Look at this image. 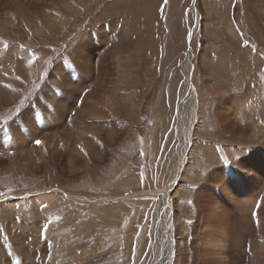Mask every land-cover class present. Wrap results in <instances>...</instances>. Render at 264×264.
Returning <instances> with one entry per match:
<instances>
[{
    "label": "rangeland",
    "instance_id": "1",
    "mask_svg": "<svg viewBox=\"0 0 264 264\" xmlns=\"http://www.w3.org/2000/svg\"><path fill=\"white\" fill-rule=\"evenodd\" d=\"M118 1L90 0L85 12L71 16L67 11L61 16L53 17L55 21L67 22V25L58 34L48 32L49 37H32L19 21L15 29H8L0 24V39L7 38L5 41L11 45L17 57L24 58L30 51L35 64L32 75L27 82H23V88L17 91V98L11 105L0 108V135L4 126L13 121L25 107H30L31 98L52 71H59L60 64L69 66L67 70L74 71L76 79L82 80L81 75L71 66L74 58L71 51L79 44H87L89 38L108 37L109 31L105 33L94 30L122 19L127 25L134 22L139 27L143 40L142 45L127 53L128 58H137V62L133 63V76L139 82L135 79V85L127 91L130 73L124 71L127 75L123 79L125 83L122 80L121 92L113 94L112 98L119 105L115 96H138L135 98L136 103L139 102L140 115L135 119L119 120L123 129L121 138L119 137L118 144H108L111 151L108 149L105 159L96 163L93 170L83 165L77 179L57 174L55 176L53 172L40 176L15 172L13 169L0 172V204L4 203L1 202L3 198L16 193L45 189L49 194H54V199L48 205L53 210L44 217L49 227L47 235H41V238H45L43 241L34 237L33 240H27L31 242L27 243L33 249L31 252L37 254L33 262H27L241 264L236 261L237 258L233 262L228 261L225 252L233 247L236 233H241L242 240L234 247V252L240 255L244 239L245 247L247 246L244 250L249 252L247 242L250 231L240 225L241 217L235 213L236 207L234 210L224 208L219 199L223 197L222 186L231 183L229 177L255 184L256 198L251 201L254 204L249 213L252 221L250 226L255 232L257 247L264 249V23L259 17V13L261 16L264 10V1L235 0L233 6L230 5L231 11L227 0ZM78 2L83 5L86 1ZM149 4H157L150 16L142 10ZM195 9L201 15L199 24H194L191 19V12ZM11 13H18L12 3ZM231 22L234 34L230 32ZM48 28L49 25L47 31H50ZM85 34L87 37L82 39ZM238 36L245 42L238 40ZM253 40L259 41V44L253 45ZM254 46H257L256 54L259 57L251 51ZM190 51L193 53L195 74L193 73L189 82L194 85L195 90L193 99L186 104L188 110L183 124L189 127L188 135L194 149L189 180H182L171 192L175 219L169 223L164 248L158 250L156 245L163 235V232H158V227L160 230L161 221L163 224L167 219L166 213L161 212L165 207V193L161 194L160 190L177 157L182 115L180 108L187 85L182 71L183 61ZM202 57L212 61L211 64L207 65L206 62V66H203ZM111 59V64L116 65L117 62L116 66L121 71L124 62L118 64L116 57ZM97 68L96 64L90 67L89 76L101 84L103 80L97 79ZM217 70L221 72L217 73ZM117 77L118 74L115 73V80ZM57 97L59 98L58 95ZM104 104L105 102L99 103V106L106 109ZM47 107L48 112H53V109ZM89 107L93 108L91 104ZM194 111L198 113L194 114ZM227 111L229 112L226 113ZM64 116L65 114L61 117L64 119ZM90 119L98 130L99 120ZM113 119H117L115 114ZM196 122L201 124L195 127ZM232 167L235 169L232 173L219 178L221 183H215L216 169L223 172ZM54 201L72 209L76 215L65 218L54 207ZM212 201L218 202V209L212 210ZM23 203L24 201L13 218V222L22 221L21 225L12 229L16 236L28 234L29 230L23 229V224L28 222L30 215L33 218L38 212L33 205ZM261 205L263 213L259 214ZM45 209L43 206L42 210L46 213L48 210ZM3 220L5 225L8 224L7 218ZM0 224L3 227L2 222ZM0 234V246H4V254L8 257L15 255L13 244L3 240L2 228ZM34 235L36 234L33 232ZM45 240L51 247L45 244ZM157 255L161 261H156ZM19 260L21 258L16 257L13 263L19 264ZM244 264H247V260Z\"/></svg>",
    "mask_w": 264,
    "mask_h": 264
},
{
    "label": "bare ground",
    "instance_id": "2",
    "mask_svg": "<svg viewBox=\"0 0 264 264\" xmlns=\"http://www.w3.org/2000/svg\"><path fill=\"white\" fill-rule=\"evenodd\" d=\"M78 1L86 2L85 4L80 5ZM88 1L90 0H0V24L8 29H15L17 21H19L29 31L32 37H49L47 36L49 33L58 34L57 32L61 29L63 30L67 25V22L59 20L55 21L53 17L61 16L67 11L71 13L68 14L71 16L77 15V13L82 11L85 12L86 7L88 6ZM95 1L98 2L100 0ZM234 1L235 0H227V3H229V10L231 9L230 5L232 4L233 6ZM124 2L125 0L118 1V3ZM11 3L15 5L18 13H11ZM156 5L157 4H149L146 7L142 6L143 8H141L150 16L156 9ZM262 11L261 18L264 23V10ZM49 15L51 16L48 17ZM191 19L194 24H199L201 20L200 12L196 9L192 11ZM71 20L73 19L71 18ZM71 22L73 23V21ZM232 23L233 22L229 24V27L232 28L230 32L234 34V26L232 27ZM48 25L50 31H47ZM94 31H104L105 33L109 31V34L108 37L105 38H89L87 44H79L71 51L74 56L71 66H73V68L81 75L82 80L76 79L74 71L67 70L70 68L69 66L60 64L59 71H52L41 88L31 98L30 107H25L13 121L1 129V173L11 169L15 172L21 171L33 176H40L42 174L44 175L53 172L55 176L60 175L67 178L76 177L77 179L83 165H85L87 169L93 170L96 163H100L107 157L109 149L108 144L112 142L118 144V139L119 137L121 138V133L123 132L119 120L126 118L135 119L140 115L139 102L136 103V98H138V96H135V98L134 95H130L127 98L125 97L126 99L124 96L122 97V95H119L118 97L115 96L119 105L112 100L113 94L118 95L121 92V87L123 86H121L122 80L127 78L124 71L130 73V78H127V91L135 85L133 84L135 79L139 82V79L136 78V76H133V63L137 62V58L135 56H130V58L127 57V53L130 49L133 50L136 46L143 43L142 33L140 32L139 27L136 26L134 22L127 25L125 21L122 22L121 19V21L117 20L115 22H109L105 24L104 27L98 28ZM236 34L238 33L236 32ZM85 37H87V34H85L82 39H85ZM82 39L79 40L81 41ZM5 40H7V38L3 40L0 39V108L8 106V104L12 103L17 98V91L23 88V82H27L35 69V64L33 63L34 56L29 54L30 51L26 53L24 58L17 57L15 51L11 48V45ZM240 40L243 39L241 38ZM150 45H152V43ZM113 54L116 55L114 56ZM112 57L118 59V64L122 61L124 62V64L121 65V71L116 66L117 62L116 65L111 64V61L113 60L111 59ZM192 59L193 53L190 51L186 59L183 61L182 71L186 76L187 85L183 91V100L181 101L180 108L182 115L180 116L178 133L180 143L177 150V157L175 163H173L174 165L172 164L173 169L165 178L164 184L160 190L161 194L165 193L163 194L165 207L162 208L161 212L163 211L164 214L166 213L167 219L163 224L161 221V224L159 225L161 226L160 230L158 227V232H163V235L158 239L159 242L157 241L158 243L156 246L158 247V250L162 247L164 248L165 241H167L166 232L169 223L175 219V217H173L174 206L172 205L173 197L171 196V192L176 189L182 180H189V168L191 166L194 148L191 137L188 135L189 127L183 123L186 120V112L188 110L186 104L193 99L192 96L195 90L194 85L189 82L193 77V73L195 74ZM206 62L209 64L211 61L204 58L203 65H205ZM95 64L98 67L97 79L103 80L101 84H98L96 79L89 76V68ZM115 73H117L119 77H117L116 80ZM21 80L22 83H20ZM123 83H125L124 80ZM102 102H105L107 106L106 109L99 106V103ZM90 104L93 108H88ZM47 106H49L50 109H53V112H51V110L48 112ZM228 112L229 111L226 113ZM195 113H198V111H194V114ZM64 114L67 120H65V116L64 119L61 117ZM113 114L117 116V119H113ZM68 117L70 118L68 119ZM90 118L99 120L100 123L98 125V130H96L95 126L91 124ZM64 120L66 121L65 124ZM198 124L201 123L196 122L194 126L198 127ZM37 141H40L41 143L37 144ZM211 165H213V162ZM234 168L232 167L223 172H221V170L218 172L216 169L215 171L217 172L214 176L215 183L220 181L219 178L228 176V173ZM186 173L187 177H185ZM229 179V182L231 183L224 186L221 185V193L223 194V197L219 199V203L224 208H231L234 210L236 207L235 213L240 214L241 217V220L239 221L240 225H243L247 231H250L247 242L250 251L246 252V250H244L246 242V239H244L240 255L234 252V247L242 240L240 237L241 233H236L232 245L233 247L225 252L226 259L233 262V260L237 258L236 261L241 264L246 263V260L247 264H264V249H259L257 247L255 232L250 226L252 221L249 213L254 204V201H251L253 200L252 198H256L254 197L255 184L252 181H236L238 180L237 177H229ZM260 184H262V182ZM257 186L259 187L260 185ZM258 187L257 189H259ZM49 193L50 192H47L45 189H39L21 194L16 193L11 195V197L2 199L1 202L4 203L0 204V221L3 224V227L0 224V231L2 228L3 240L13 244L15 255L13 254L8 257V255H5L3 252L4 246H0V264H14L16 257L17 259L21 258V261L19 260L20 262H18L19 264H29V262H27L28 260H31L30 262L35 260L36 257L34 256L37 254L31 252L33 249H31V246H27V243L30 244L31 242L27 240H33L34 237V239L39 241L41 235L43 234L42 237H44L48 230L47 228H49L48 222L44 219V217L47 216V214L49 215L51 213L50 211L53 210L51 207L49 208L48 205L50 204L49 202L54 199V194ZM222 194L220 195L222 196ZM255 194L257 195L258 193ZM23 201V204L33 205L34 210L38 212L34 215V220H32V215H30V218L28 217L30 221L26 219L28 222L23 224V229L29 230L28 234L21 235V233V236H16L12 233V229L15 227L17 228V225H21L22 221L13 222V218L16 217L15 213L18 211V207ZM54 205L56 210L58 208L60 214L65 218L74 217L76 215L72 209L60 206L59 202L55 203L54 201ZM43 206L48 210L46 213L42 210ZM210 207L214 208L212 210H215V208L218 207V202H210ZM262 208L263 205H261V208L258 210L259 214L263 213ZM39 212L41 213L38 215ZM6 218L8 224L5 225L3 219ZM261 224L262 223H260V225ZM236 231L238 232L239 230ZM33 232L36 235L33 236ZM243 232L246 233L245 230ZM42 239L45 238H41V240ZM162 239L163 241H161ZM44 242H46L45 244H47V246L51 247V244H48L47 240ZM223 247L225 249L224 243ZM238 247L240 248L239 245ZM40 251L42 250L40 249ZM40 251H38L39 254L41 253ZM42 252H44V250ZM159 255L155 256L156 261H161L159 260ZM46 258L45 260H47Z\"/></svg>",
    "mask_w": 264,
    "mask_h": 264
},
{
    "label": "crops",
    "instance_id": "3",
    "mask_svg": "<svg viewBox=\"0 0 264 264\" xmlns=\"http://www.w3.org/2000/svg\"><path fill=\"white\" fill-rule=\"evenodd\" d=\"M222 3H223V1H221ZM231 11V10H230ZM259 17H260V19L262 20V18H261V16H260V13H259ZM264 26V25H263ZM238 40H240L239 39V37H236ZM241 42H245V41H242V40H240ZM240 44V43H239ZM251 51L252 52H254V54H255V56L256 57H259L257 54H256V52H257V47L256 46H254V47H251ZM212 62V61H211ZM211 62L209 63V64H211ZM209 64H207V65H209ZM217 64H218V60H217ZM222 64V62L220 61L219 62V65H221ZM204 66V65H203ZM205 66H206V64H205ZM221 71L220 70H217V73H220ZM218 158V157H217Z\"/></svg>",
    "mask_w": 264,
    "mask_h": 264
},
{
    "label": "flooded vegetation",
    "instance_id": "4",
    "mask_svg": "<svg viewBox=\"0 0 264 264\" xmlns=\"http://www.w3.org/2000/svg\"><path fill=\"white\" fill-rule=\"evenodd\" d=\"M261 32V31H260ZM243 34V33H242ZM244 36V35H243ZM257 38V37H256ZM257 40H258V38H257ZM259 42V41H258ZM256 40H253V45L254 44H256V45H258L259 43H258ZM257 47V46H256Z\"/></svg>",
    "mask_w": 264,
    "mask_h": 264
},
{
    "label": "snow or ice",
    "instance_id": "5",
    "mask_svg": "<svg viewBox=\"0 0 264 264\" xmlns=\"http://www.w3.org/2000/svg\"><path fill=\"white\" fill-rule=\"evenodd\" d=\"M41 143L40 141H37V144Z\"/></svg>",
    "mask_w": 264,
    "mask_h": 264
}]
</instances>
